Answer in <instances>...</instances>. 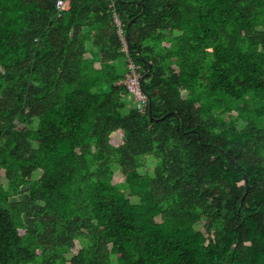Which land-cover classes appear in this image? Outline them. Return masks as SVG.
I'll return each instance as SVG.
<instances>
[{
	"label": "trees",
	"instance_id": "16d2710c",
	"mask_svg": "<svg viewBox=\"0 0 264 264\" xmlns=\"http://www.w3.org/2000/svg\"><path fill=\"white\" fill-rule=\"evenodd\" d=\"M57 1L0 0V264H264V0Z\"/></svg>",
	"mask_w": 264,
	"mask_h": 264
},
{
	"label": "built area",
	"instance_id": "2783aa9c",
	"mask_svg": "<svg viewBox=\"0 0 264 264\" xmlns=\"http://www.w3.org/2000/svg\"><path fill=\"white\" fill-rule=\"evenodd\" d=\"M70 7L71 0H58L56 5L58 17H61L63 14H65L70 9ZM116 22L118 25H120L118 20H116ZM119 33L122 34V30H119ZM125 49H127L126 43ZM142 78L141 67L134 63L132 59H129L128 72L120 84H123L134 96L138 109L142 112H145L149 104V99L143 90Z\"/></svg>",
	"mask_w": 264,
	"mask_h": 264
},
{
	"label": "water",
	"instance_id": "95a60500",
	"mask_svg": "<svg viewBox=\"0 0 264 264\" xmlns=\"http://www.w3.org/2000/svg\"><path fill=\"white\" fill-rule=\"evenodd\" d=\"M132 22L133 21H131L130 23H129V26L132 24ZM127 43H129V35H127ZM145 79V77H143V79L142 80H144ZM149 113H150V115L152 114V104H151V98L149 97ZM183 127V126H182ZM247 181V180H246ZM244 198L245 197H243V199H242V204H243V201H244Z\"/></svg>",
	"mask_w": 264,
	"mask_h": 264
},
{
	"label": "rangeland",
	"instance_id": "374dc122",
	"mask_svg": "<svg viewBox=\"0 0 264 264\" xmlns=\"http://www.w3.org/2000/svg\"><path fill=\"white\" fill-rule=\"evenodd\" d=\"M119 68H120L121 70H124V65L121 63L120 66H119Z\"/></svg>",
	"mask_w": 264,
	"mask_h": 264
}]
</instances>
